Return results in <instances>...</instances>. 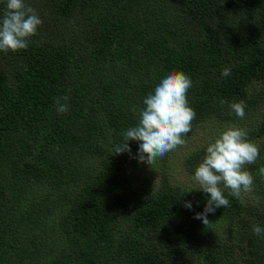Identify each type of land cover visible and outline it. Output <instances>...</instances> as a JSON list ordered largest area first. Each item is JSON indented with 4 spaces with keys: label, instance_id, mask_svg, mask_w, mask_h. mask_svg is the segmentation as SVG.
Instances as JSON below:
<instances>
[{
    "label": "trees",
    "instance_id": "obj_1",
    "mask_svg": "<svg viewBox=\"0 0 264 264\" xmlns=\"http://www.w3.org/2000/svg\"><path fill=\"white\" fill-rule=\"evenodd\" d=\"M25 3L42 20L37 34L0 51V264H264V237L252 232L264 228V150L248 165L253 190L236 198L221 185L230 203L208 225L194 218L208 194L165 175L134 183L137 141L115 154L170 71L192 79V129L216 119L253 143L264 135V97L249 92L264 80V0ZM241 100L243 119L229 107ZM212 142L186 157L191 174Z\"/></svg>",
    "mask_w": 264,
    "mask_h": 264
},
{
    "label": "clouds",
    "instance_id": "obj_2",
    "mask_svg": "<svg viewBox=\"0 0 264 264\" xmlns=\"http://www.w3.org/2000/svg\"><path fill=\"white\" fill-rule=\"evenodd\" d=\"M41 24L42 20L26 5L25 0H6V11L0 18V51L27 49L30 38L37 34ZM231 74V66L221 71L222 77ZM192 86V79L184 72H167L154 91L143 100L145 107L140 109L138 123L123 133L124 140L115 147V154H131L128 142L137 141L139 149L135 158L151 166L157 158H163L178 146L186 145L184 137L192 131V121L196 117L187 100V91ZM68 99L67 94L56 99L58 114L68 111ZM220 103L227 102L221 100ZM229 107L240 119L245 117V101L233 102ZM205 152L192 177L198 188L188 192L200 190L208 194L204 211L196 213L194 217L208 225V214H214L217 208L229 206L223 188L230 189L229 195L236 198L253 190L254 177L246 170V166L256 163L260 152L258 145L249 140L248 129L235 125L225 128L206 147ZM260 173L264 175V167ZM184 206L192 208L190 201H186ZM252 232L258 237H264V228L258 224L253 225Z\"/></svg>",
    "mask_w": 264,
    "mask_h": 264
},
{
    "label": "rangeland",
    "instance_id": "obj_3",
    "mask_svg": "<svg viewBox=\"0 0 264 264\" xmlns=\"http://www.w3.org/2000/svg\"><path fill=\"white\" fill-rule=\"evenodd\" d=\"M249 92L253 97H264V80L252 83ZM262 109L264 110V103ZM256 115L257 113H254V116ZM229 126H232V124L220 123L216 119L203 121L192 129L186 138V145L178 146L174 151L168 152L163 158H157L153 165L141 163L137 159L129 170V176L132 177L131 180L136 184L147 181L158 185L162 176L165 175L176 186L187 189L198 188V185L192 180L194 175L191 174L192 172L185 165V159L192 151L199 150L204 144L215 140ZM254 143L258 145L259 152H262L264 150V135L256 139ZM246 170H248V165ZM222 236L227 237L226 231H223ZM233 256H238V252L235 251Z\"/></svg>",
    "mask_w": 264,
    "mask_h": 264
}]
</instances>
